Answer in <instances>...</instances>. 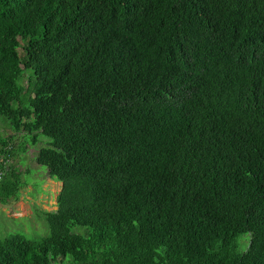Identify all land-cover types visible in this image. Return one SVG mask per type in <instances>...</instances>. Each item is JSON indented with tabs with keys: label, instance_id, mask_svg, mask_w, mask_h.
<instances>
[{
	"label": "trees",
	"instance_id": "obj_1",
	"mask_svg": "<svg viewBox=\"0 0 264 264\" xmlns=\"http://www.w3.org/2000/svg\"><path fill=\"white\" fill-rule=\"evenodd\" d=\"M0 116L61 183L0 264H264V0H0Z\"/></svg>",
	"mask_w": 264,
	"mask_h": 264
},
{
	"label": "rangeland",
	"instance_id": "obj_2",
	"mask_svg": "<svg viewBox=\"0 0 264 264\" xmlns=\"http://www.w3.org/2000/svg\"><path fill=\"white\" fill-rule=\"evenodd\" d=\"M10 135L14 136L11 144L15 148L10 163L18 173L22 187L16 199L6 205L0 204V239L21 234L27 239L40 240L49 235L42 211L56 209V196L61 190V183L48 178L46 168L35 161L37 152L48 146L51 139L39 134L34 143L30 137L15 135L8 128L6 119L0 116V137ZM19 144H24V147ZM249 238V234L238 238L239 251L246 250Z\"/></svg>",
	"mask_w": 264,
	"mask_h": 264
},
{
	"label": "built area",
	"instance_id": "obj_3",
	"mask_svg": "<svg viewBox=\"0 0 264 264\" xmlns=\"http://www.w3.org/2000/svg\"><path fill=\"white\" fill-rule=\"evenodd\" d=\"M0 175H1V173H0Z\"/></svg>",
	"mask_w": 264,
	"mask_h": 264
}]
</instances>
